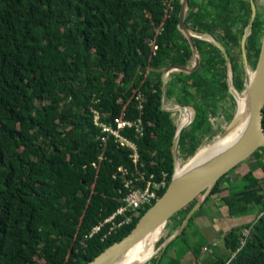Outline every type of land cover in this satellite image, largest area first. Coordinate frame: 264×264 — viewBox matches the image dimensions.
Returning <instances> with one entry per match:
<instances>
[{
	"label": "trees",
	"instance_id": "trees-1",
	"mask_svg": "<svg viewBox=\"0 0 264 264\" xmlns=\"http://www.w3.org/2000/svg\"><path fill=\"white\" fill-rule=\"evenodd\" d=\"M172 6L168 0H0V264H84L130 234L147 210L105 239L107 230L86 237L121 205L122 181L114 178L119 166L166 173L171 182L177 124L162 109V70L194 63L190 41L179 28L182 0H173ZM262 9L247 42L248 63L255 67L264 39ZM252 16L251 0H190L189 28L224 44L238 92L245 90L242 43ZM195 42L200 69L174 75L166 93L195 110L179 141L178 155L184 161L212 136L210 111L228 98L236 106L223 52L206 40ZM95 109L107 115V122L122 116L143 120L142 137L127 133L140 153L136 164L130 150L113 141L103 146L97 139ZM262 149L250 158L264 157ZM244 162L221 178L159 264H185L191 249L195 264H264V201L255 215L258 209L240 203L225 184ZM259 186L264 181L252 170L237 191ZM219 196L232 216L252 220L223 236L226 254L205 259L208 244L202 243L196 219ZM199 197L165 227L178 231ZM163 229L155 233L156 249L165 242L159 241ZM245 230L251 234L243 244ZM179 238L191 245L181 255L173 246ZM151 246L153 250V238Z\"/></svg>",
	"mask_w": 264,
	"mask_h": 264
},
{
	"label": "water",
	"instance_id": "water-1",
	"mask_svg": "<svg viewBox=\"0 0 264 264\" xmlns=\"http://www.w3.org/2000/svg\"><path fill=\"white\" fill-rule=\"evenodd\" d=\"M251 2L253 7V16L248 28L251 31L247 32L243 39L242 45L244 49L249 37L253 34L254 25L258 17L257 0H251ZM189 11L190 0H182L179 28L190 41L194 54V64L189 66L171 65L162 70L164 81V99L167 93L168 83L172 73L182 72L186 74H192L200 69L202 65L201 53L195 42V38H199L215 44L223 52L227 60L228 71L230 72L228 74L230 78V83L228 82V91L236 101L235 92L233 91V88L236 90V88L234 87V73L232 67L233 60L230 53L228 52L224 44L221 41L217 40L213 35L209 33L202 34L189 28L187 24ZM243 59L247 64L248 59L246 53L243 55ZM253 72V80L249 81L246 90L249 95V124L241 138L225 150L207 158V162H205L204 164L190 171L186 175L180 178H176L180 137L183 130L193 122V119L182 126H179L178 124L177 132L172 146V154L175 160V173L164 195L145 212V214L139 219L138 223L130 234H127L121 240L108 246L93 260L84 264H112L114 261L119 259L126 251H128V249L143 240L147 235L154 233L160 228H165L168 221L174 215L188 206L197 197L202 196V198L197 202V204L186 217L182 227L175 234H172L160 246L158 251H161L162 253L159 255V259L156 262V264H159L165 250L178 236L185 232L189 223L194 218L196 213L204 206L206 200L212 193L215 186L219 183L221 178L231 172L241 163L248 160L260 148L264 147V39L262 47L260 49L258 62ZM164 99L162 109L170 112L171 110H168L164 106ZM188 108L190 107L176 106L172 111H179L182 114ZM191 109L195 114V110L193 108ZM211 247L212 244H210L207 248ZM148 261L143 264H146Z\"/></svg>",
	"mask_w": 264,
	"mask_h": 264
},
{
	"label": "built area",
	"instance_id": "built-area-1",
	"mask_svg": "<svg viewBox=\"0 0 264 264\" xmlns=\"http://www.w3.org/2000/svg\"><path fill=\"white\" fill-rule=\"evenodd\" d=\"M172 1L168 0L170 9L173 10ZM93 113L94 124L99 130L97 139L101 141V144L107 146L110 141H113L118 148L130 150V158L136 164L140 159V153L136 143L128 137L127 133L133 132L136 136L142 137L145 133L143 120L141 118L131 120L122 116L107 122V115L96 109L93 110ZM103 158V156L99 157L100 160ZM93 166L96 167V163H93ZM114 178L122 181L121 205L112 215L94 225L89 234L86 235L87 238L107 230L102 234V239H105L109 235L131 226L137 217L142 216L144 211L151 208L162 197L170 184L166 173L158 176L155 173L147 174L137 168L132 172L124 166L118 167ZM243 234L242 243L245 244L251 231L246 230Z\"/></svg>",
	"mask_w": 264,
	"mask_h": 264
},
{
	"label": "rangeland",
	"instance_id": "rangeland-1",
	"mask_svg": "<svg viewBox=\"0 0 264 264\" xmlns=\"http://www.w3.org/2000/svg\"><path fill=\"white\" fill-rule=\"evenodd\" d=\"M257 7H258V14H263V0H257ZM251 30L250 29H247V32H250ZM248 42V41H247ZM248 50H247V43H246V47L245 49L243 48V55L246 53L247 54ZM194 64V63H193ZM192 64V65H193ZM244 66L243 67V70H242V74H243V77L245 79V90L240 92V93H246V90H247V86L249 84V70L250 71H254L255 69V66L249 64V63H245L244 62ZM179 72H175V73H172L170 78L174 77V75L178 74ZM230 72L228 71V74ZM229 83H230V78H229V75H228V80H227ZM229 88V86H228ZM235 102V107L232 106L233 104V101L230 100L229 98L226 99V101L222 102L221 103V106L219 107L218 110L216 111H210V121L212 123V128H213V133H212V136L211 137H208L204 140V142L202 143V145L200 146L201 148L205 145H208V144H211L212 142L218 140L219 138H221L224 133L226 132V129L228 128L231 120L233 119V117L235 116V113H236V109H237V104H236V101L234 100ZM164 106L165 108H167L168 110H171L170 112L172 113V118L174 119L175 123L178 125L181 121V118H183L180 114L179 111H172L176 106H181L177 103L176 99L175 98H172V99H168L167 96H165V99H164ZM190 107V106H188ZM192 108V107H190ZM230 115H232L233 117L230 119ZM193 118H194V113H193ZM192 118V119H193ZM262 152H264V147L262 149ZM190 159V158H189ZM187 161V160H186ZM186 161H184L179 155H178V163L181 165V166H184L186 165ZM255 157H252L250 158L249 160L245 161L244 164L246 166H248L249 164H251L253 166V163L255 162ZM244 165V166H245ZM200 199L202 198V196L199 197ZM210 204H208L206 206V208L204 210H207V208L209 207ZM258 209V208H257ZM203 212L205 211H202V213L200 212L198 215H197V219L196 221L199 223V220H201L200 217H202L203 219L206 220L207 222V225H204L202 228V232L201 234L200 233H196V234H200L201 237L204 239L202 241V243H207L208 246L210 244H212V247L211 248H205L204 249V252H202V257L205 258V259H212L214 257H216V253L221 255V254H226V250H225V245H224V242L222 241V238H223V235L224 234H220L218 233L217 231L212 234L210 232V230L208 229L210 227V225L212 226V223H211V220L210 218H205V216H203ZM260 212V210H256L255 211V215H258ZM210 215V214H209ZM211 217V216H210ZM253 218V217H252ZM237 219L239 218H236L235 220L237 221ZM177 231H175L174 229H172L171 227H165L162 231V234H161V238L159 239V241L163 238L165 239V241L172 235V234H175ZM193 230L192 228L189 229L188 231V236L189 238L191 239L192 241V238H194V234L192 233ZM246 230L243 232L245 233ZM191 236H190V235ZM192 237V238H191ZM158 241V242H159ZM186 240H184V238H179L173 246H175V250H174V253L177 252L179 253L180 255L183 254L182 252H184V250H186L185 248L187 249H190L191 248V245L190 243H187ZM162 245V244H161ZM161 245H158L157 243V253L155 254V256L152 258H156L160 255V251L159 248ZM151 243H150V253L152 254L153 252L155 253V249L154 250H151ZM193 247V245H192ZM151 260H149L146 264L150 263ZM202 262L204 263V260H202ZM201 262V263H202ZM196 263V258L193 254V250L191 249L189 254L186 256L185 258V264H195ZM202 263V264H203ZM205 264V263H204Z\"/></svg>",
	"mask_w": 264,
	"mask_h": 264
},
{
	"label": "bare ground",
	"instance_id": "bare-ground-1",
	"mask_svg": "<svg viewBox=\"0 0 264 264\" xmlns=\"http://www.w3.org/2000/svg\"><path fill=\"white\" fill-rule=\"evenodd\" d=\"M254 72L249 70V81L253 80ZM235 92L237 109L233 120L230 122L228 128L224 135L218 140L212 142L211 144L200 147L197 152L192 156L186 163V165L181 166L177 164L176 178H180L200 165L207 162V158L215 155L229 146L234 142L239 140L244 134L248 124H249V95L248 92L240 93L233 88ZM181 114V113H180ZM183 118L179 123V126L187 124L193 118V111L188 108L184 113L181 114ZM155 233L147 235L143 240L135 244L133 247L128 249L119 259L114 261L112 264H143L150 260L156 253V242ZM153 238V244L155 253H150V243Z\"/></svg>",
	"mask_w": 264,
	"mask_h": 264
},
{
	"label": "crops",
	"instance_id": "crops-1",
	"mask_svg": "<svg viewBox=\"0 0 264 264\" xmlns=\"http://www.w3.org/2000/svg\"><path fill=\"white\" fill-rule=\"evenodd\" d=\"M255 160L253 166L251 164L248 166L243 164L239 169L233 171L228 176L225 183L226 186L231 188L229 194L237 197L240 203L249 206L251 210H255L262 205L264 201V187L259 186L241 193L237 190L242 188L243 176L252 170L257 179L264 181V157L261 159L256 157ZM221 199V196L215 198L210 202L207 210L203 212V216H205V218H210L211 220L212 226L210 225L208 229H211L210 232L212 234L217 231L218 233L225 235L232 230L234 225H246L252 220L251 218L242 217L236 221V218L231 215L229 207ZM200 218L201 220H199V223L197 221L196 223L198 228L202 230V227L207 225V222L202 217Z\"/></svg>",
	"mask_w": 264,
	"mask_h": 264
}]
</instances>
